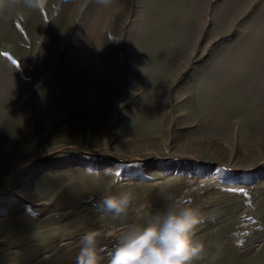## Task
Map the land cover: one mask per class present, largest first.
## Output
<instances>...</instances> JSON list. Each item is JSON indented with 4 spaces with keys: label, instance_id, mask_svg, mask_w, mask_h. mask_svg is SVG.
Listing matches in <instances>:
<instances>
[{
    "label": "rangeland",
    "instance_id": "374dc122",
    "mask_svg": "<svg viewBox=\"0 0 264 264\" xmlns=\"http://www.w3.org/2000/svg\"><path fill=\"white\" fill-rule=\"evenodd\" d=\"M109 182L123 220L93 206ZM177 199L196 264H264V0L0 14V264H75L85 231L107 251Z\"/></svg>",
    "mask_w": 264,
    "mask_h": 264
},
{
    "label": "clouds",
    "instance_id": "9594fccd",
    "mask_svg": "<svg viewBox=\"0 0 264 264\" xmlns=\"http://www.w3.org/2000/svg\"><path fill=\"white\" fill-rule=\"evenodd\" d=\"M48 0H0V14L16 9L43 11ZM98 174V173H97ZM105 174H108L105 170ZM109 182L94 208L101 218L123 220L136 197L130 191L112 192ZM91 199V198H90ZM201 223L198 209L183 199L168 204L142 225H129L116 236V244L105 251L101 239L106 234L87 230L79 240L75 264H196L205 256V245L194 239Z\"/></svg>",
    "mask_w": 264,
    "mask_h": 264
},
{
    "label": "snow or ice",
    "instance_id": "6c2138e0",
    "mask_svg": "<svg viewBox=\"0 0 264 264\" xmlns=\"http://www.w3.org/2000/svg\"><path fill=\"white\" fill-rule=\"evenodd\" d=\"M241 191H242V189H241Z\"/></svg>",
    "mask_w": 264,
    "mask_h": 264
}]
</instances>
